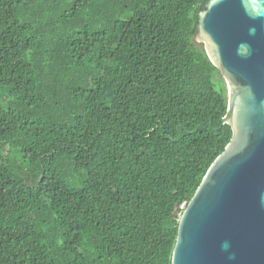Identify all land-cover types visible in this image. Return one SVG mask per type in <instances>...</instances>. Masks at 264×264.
I'll return each mask as SVG.
<instances>
[{"label": "trees", "instance_id": "1", "mask_svg": "<svg viewBox=\"0 0 264 264\" xmlns=\"http://www.w3.org/2000/svg\"><path fill=\"white\" fill-rule=\"evenodd\" d=\"M208 0H0V264H171L232 130Z\"/></svg>", "mask_w": 264, "mask_h": 264}, {"label": "water", "instance_id": "2", "mask_svg": "<svg viewBox=\"0 0 264 264\" xmlns=\"http://www.w3.org/2000/svg\"><path fill=\"white\" fill-rule=\"evenodd\" d=\"M197 19L232 136L180 215L171 264H264V0H208Z\"/></svg>", "mask_w": 264, "mask_h": 264}]
</instances>
